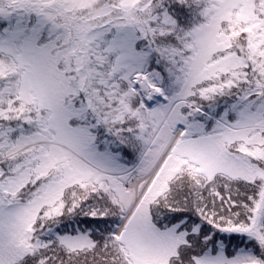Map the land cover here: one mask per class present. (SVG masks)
I'll return each instance as SVG.
<instances>
[{
	"label": "snow or ice",
	"instance_id": "snow-or-ice-1",
	"mask_svg": "<svg viewBox=\"0 0 264 264\" xmlns=\"http://www.w3.org/2000/svg\"><path fill=\"white\" fill-rule=\"evenodd\" d=\"M0 264H264V0H0Z\"/></svg>",
	"mask_w": 264,
	"mask_h": 264
}]
</instances>
